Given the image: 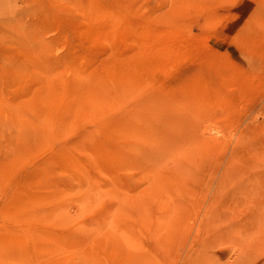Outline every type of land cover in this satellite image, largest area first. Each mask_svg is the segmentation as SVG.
Wrapping results in <instances>:
<instances>
[{
  "label": "rangeland",
  "instance_id": "374dc122",
  "mask_svg": "<svg viewBox=\"0 0 264 264\" xmlns=\"http://www.w3.org/2000/svg\"><path fill=\"white\" fill-rule=\"evenodd\" d=\"M0 264H264V0H0Z\"/></svg>",
  "mask_w": 264,
  "mask_h": 264
},
{
  "label": "bare ground",
  "instance_id": "6f19581e",
  "mask_svg": "<svg viewBox=\"0 0 264 264\" xmlns=\"http://www.w3.org/2000/svg\"><path fill=\"white\" fill-rule=\"evenodd\" d=\"M212 132V131H211Z\"/></svg>",
  "mask_w": 264,
  "mask_h": 264
}]
</instances>
